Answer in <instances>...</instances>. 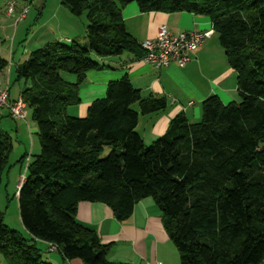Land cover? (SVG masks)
<instances>
[{
	"label": "trees",
	"instance_id": "trees-1",
	"mask_svg": "<svg viewBox=\"0 0 264 264\" xmlns=\"http://www.w3.org/2000/svg\"><path fill=\"white\" fill-rule=\"evenodd\" d=\"M132 3L141 13L207 18L237 76V100L224 105L215 96L207 98L199 120L175 116L148 146L135 131L138 117L162 113L167 103L142 95L125 77L108 83L105 96L90 103L84 118L66 114L80 103L86 74L104 67L92 56L142 58L122 20L123 9ZM60 4L73 17L85 14L87 47L48 43L14 68L39 153L29 162L27 154L18 160L25 169L17 191L19 219L30 238L5 226L0 214L4 262L48 264L35 246L41 241L54 244L65 261L113 264L109 245L77 221L78 204H105L124 223L140 200L151 198L178 264H264V0ZM5 66L0 57V70ZM106 146L111 150L102 157ZM11 152L10 138L0 130V177Z\"/></svg>",
	"mask_w": 264,
	"mask_h": 264
},
{
	"label": "crops",
	"instance_id": "crops-1",
	"mask_svg": "<svg viewBox=\"0 0 264 264\" xmlns=\"http://www.w3.org/2000/svg\"><path fill=\"white\" fill-rule=\"evenodd\" d=\"M8 1L0 2V12L5 18L0 17V38L2 30L9 35H5L0 45V57L6 62V66L0 70V87H8L9 101H14L20 97V89L15 96L10 92V85L15 84L14 68L26 61L33 51L48 43L59 42L67 45L65 43L76 42L82 46L86 45V27L84 28V21L80 18L83 15L71 16L61 6L60 0L49 7L46 17V4L41 3L32 19L30 17L33 13L30 11L33 0H15L16 5L11 15L7 14ZM24 11L26 13L21 17ZM122 20L127 33L138 45L145 40L155 39L160 26H165L172 34H178L204 31L210 25L207 18L187 12L141 13L133 3L123 9ZM23 22L26 23L23 37L17 39L19 25ZM189 57L190 61L183 67L171 63L162 68L150 66L130 53L95 58L104 67L86 74L84 85L78 92L80 103L68 107L66 114L84 118L90 103L105 96L107 84L125 77L142 95L151 94L166 100L167 108L164 112L138 117L135 131L144 145H148L164 134L169 121L177 115H184L189 122L199 120L201 104L207 98L215 96L224 105L238 99L237 76L227 65L223 50L214 34L196 51L190 53ZM62 77L74 81L72 76ZM27 115L26 112L24 121H15L9 117L6 109H0V130L10 141L11 136L16 140L14 145L12 144L13 156L9 155L8 164L10 161L11 165L19 163L18 160L26 154L25 161L29 162L38 150L33 141L36 128L28 121ZM18 184L15 193L19 189ZM76 219L80 224L93 229L102 244L109 245L110 263L178 264L176 250L162 227L160 211L151 198L140 200L134 206L130 219L124 223H119L113 218L108 206L97 202L79 203ZM38 245L46 247V243L41 241H37L35 246L38 248ZM47 257L53 264H82L77 259L63 260L60 253L57 257Z\"/></svg>",
	"mask_w": 264,
	"mask_h": 264
},
{
	"label": "built area",
	"instance_id": "built-area-1",
	"mask_svg": "<svg viewBox=\"0 0 264 264\" xmlns=\"http://www.w3.org/2000/svg\"><path fill=\"white\" fill-rule=\"evenodd\" d=\"M15 5L16 2L14 0L8 1V15L12 14ZM24 14L25 11L21 17H23ZM212 35L213 26L211 24L204 31H188L178 34H172L165 26H160L157 29L155 39H148L140 44V47L144 52L141 60L144 63L156 68L167 67L171 63L176 64L179 67H183L190 61L189 54L196 51L205 42V40L209 39ZM0 109H6L12 120L24 121L26 118V106L24 102L20 97L14 101H9L6 86L0 87ZM23 179L24 177L22 176L21 183ZM46 246L47 251L49 252H55L58 250L52 243H47Z\"/></svg>",
	"mask_w": 264,
	"mask_h": 264
},
{
	"label": "rangeland",
	"instance_id": "rangeland-1",
	"mask_svg": "<svg viewBox=\"0 0 264 264\" xmlns=\"http://www.w3.org/2000/svg\"><path fill=\"white\" fill-rule=\"evenodd\" d=\"M1 1H5V0H0V2ZM16 1L20 2L23 0H16ZM25 1H27V0H25ZM28 1L30 2L32 0H28ZM55 1H57V0H33L32 3H34V4L31 6V11H30L31 13H33V15L30 17V19L35 17L38 6L41 3L46 4L44 17L48 16L49 7L54 5L53 3ZM30 12H29V16H30ZM0 17L4 18L3 13H1V12H0ZM80 18L84 21V28H85L87 26V19H86L85 14H83V16H81ZM25 26H26L25 22H23L19 25V30L17 32V39L20 37H23L22 35L24 34ZM0 31H1V29H0ZM2 31H3V34L0 38V45L3 43V40L5 39V35H6V37L9 36L7 34V32H5L4 30H2ZM70 43L71 42H68L65 44L69 45ZM79 45L81 47H87V41H86V45H84V46H82L81 44H79ZM92 58L95 59V57H93V56H92ZM21 87H22V84H17V83L11 84L10 85V89H11L10 92H11L12 96L13 95L15 96L16 93L18 92V90L21 89ZM26 112L28 113V115H27L28 121H30V122H32V124H34L33 121L31 120V112L29 111L28 108L26 109ZM17 124L19 125V123H17ZM34 126H35V124H34ZM10 132L12 133V131H10ZM11 141H12V144L14 145L16 140H14L13 136H11ZM33 141L35 142V146L38 148V150L35 153L38 154L39 153V147H38L39 144H38V139H37L36 135L33 136ZM148 145H151V144H148ZM26 148H27V151L29 152L28 144H27ZM110 150H111L110 147H108V146L104 147L102 157L107 156L108 153L110 152ZM10 156L11 157L13 156V151L11 152ZM11 164H12L11 161L9 162V164L7 163V165L2 170L1 177H0L1 178L0 179V214L2 215L3 224L5 226H7L9 229L17 232L23 238L28 239V233L23 228V226L20 222V219H19L18 204H17V193H15L17 183H19L18 184V188H19L20 184H21L22 176L24 177V173H25L24 164L22 166L20 165V163H15L14 165H11ZM46 248H47V246L45 247L44 245H38V250L40 251L41 260L45 263L53 264L52 262L49 261L47 256L51 255V257H53V256L57 257V256H59V252H57V251L49 252L47 250L45 251ZM79 262H82V261H79ZM0 264H6L1 256H0Z\"/></svg>",
	"mask_w": 264,
	"mask_h": 264
}]
</instances>
